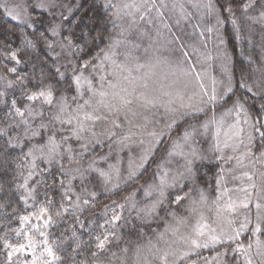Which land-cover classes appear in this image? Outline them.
<instances>
[{"label": "snow or ice", "instance_id": "snow-or-ice-1", "mask_svg": "<svg viewBox=\"0 0 264 264\" xmlns=\"http://www.w3.org/2000/svg\"><path fill=\"white\" fill-rule=\"evenodd\" d=\"M258 2L264 6V0H245L242 4L243 11L247 12L250 8H255ZM51 6L54 5L44 3L36 5L40 9ZM194 6L200 7V5ZM0 7H3L5 14L12 19L30 28L34 27L33 19L27 15L25 6L17 4L9 9L6 5L0 4ZM141 7H147V0L142 5L125 4L121 6L111 3V0H105L104 3L105 10H112L114 17L111 20L112 28L120 26L118 21L121 20L122 15L133 16V23H135L134 14L130 11L125 12V10L134 8L139 12ZM151 7H156L154 2ZM203 8L207 10L209 17L215 16L216 25L224 23L222 16L226 13L236 32L234 38L238 41L242 39L239 37V25L236 24L235 12L229 0H224V3L219 5L213 0H208ZM72 11L73 9H68L69 14ZM61 15L64 20L68 19V16L63 13ZM160 15L163 14L160 13ZM248 18L264 21V7L260 10L258 17ZM140 19H144L143 14ZM77 22L80 23V21ZM94 22V19L89 17L83 21V24L87 26ZM176 23L179 24L180 21L177 20ZM216 25L204 27L198 35L204 37L206 33H212L216 30ZM165 27H169L170 30L169 25ZM200 28L201 24L194 25L193 35H196V30ZM120 29L118 35L124 37L123 40L111 35L105 37L99 31L90 39H84L88 37V32L82 29V43H75L71 34L62 36L61 25H53L47 29L51 37L56 39H49L43 33L35 39L22 34L21 40L24 44L25 55L32 56V73L19 77L15 82L5 75H0V81H4L9 88L13 87L14 83L18 84L25 99L29 102L40 101L42 106H48L49 109L54 107L55 112H50L49 119L45 122L43 107L37 109L28 104L22 109L17 106L15 98L9 103L4 99L6 94L0 92V105L7 107L5 116L0 117V170L7 171L11 165H15L16 169H22L27 163L29 170L27 176L24 177V182L16 185L17 188L24 189L25 194L22 199L25 205L29 199L35 200L36 186H29V181L35 180L37 186L44 184L53 192L58 190L62 201H68L69 207L79 209L81 203L87 205L90 203L89 198L95 200L100 194L96 190H89L88 185L92 182L91 173L95 172L100 179V189L104 194H115L122 187V182L125 185L134 182L138 169L144 168L154 157L156 146L161 143L164 136H170L173 130L181 126V121L187 123L188 119L193 118L192 114L207 115V111L210 110L213 114L209 119L202 121L199 125L188 123L182 134L171 141L165 161L157 166L160 169L157 172L158 182L147 185L144 192L146 197L154 196L150 204L137 209L134 199L135 192H133L124 198V203L112 201L110 205L104 206L103 215L107 216L109 211L112 215L110 219L105 220L104 225H101L104 229L103 235L95 237L96 250L92 251L91 255L94 258L97 257L106 249L111 239L117 241L122 239L116 234L119 231L117 225L125 219L123 210L127 204L130 206V215L132 211H135L134 219L139 224L137 228L136 224L128 220L130 230L142 237L146 235L144 230L147 228L156 239V243L149 238L147 245L136 246V264H151L143 255L145 249L158 264H178V262L179 264H264V239H262L264 237V204L259 200L253 201L248 188L238 189L244 192L245 196L243 199L233 200L228 195L232 189L226 187V182L228 175L234 172L235 168L224 167L232 160L236 161L237 167L245 166V159H248L252 166L256 163L264 166V68L259 69V79L253 80L251 84L248 83L249 77L243 72L238 77L229 72L225 83L223 80L218 81L207 71H195L196 65L190 64L191 73L186 74L194 75L198 91L194 90L191 94L173 92L170 90L171 86L160 84L158 88H153L155 94L150 95L148 92L149 77L133 76L132 68L117 62L116 58L120 55L117 49L122 45L139 47V45L131 44V41L127 39L128 29L123 26H120ZM102 42L107 43L106 48L101 46ZM172 42L178 45L183 61H189L191 56L186 48L192 46L187 45L180 36L175 34H173ZM220 43L224 44L225 40L221 38ZM89 44L92 45L91 50H89ZM236 47L241 57H244L250 65L254 63L251 56H244V49L239 44ZM57 48L60 52L56 51ZM18 52L19 50H13L8 54V58L14 61L15 65L24 63L19 58ZM61 53L65 54L67 65H58ZM45 56L47 59L44 58ZM74 56L78 59H73ZM124 56L126 60L129 59L131 52L126 51ZM223 56L231 61V56L227 51L223 53ZM48 60L52 63L49 64ZM68 65L71 66V72L66 76L65 72L61 71V67L67 68ZM110 66L113 69L111 72L113 77L118 76L117 69L127 71L128 75L122 78L126 83H121L119 80L113 83L107 71ZM135 67L140 69L145 65L137 63ZM50 69H54L55 77L52 76ZM6 71L16 74L17 67L7 68ZM205 77L210 81L209 85L205 84ZM29 84L32 87H28ZM218 84L222 85V91H218ZM57 85H63V90L58 89ZM237 89H243L246 93L243 99L236 96ZM57 91H59V96L56 95ZM70 92H74L75 95L70 96ZM232 97L235 99L231 107H226L221 118L217 120L215 109L226 105ZM257 97L262 102L252 105L250 110L249 104ZM73 105H75L74 108ZM161 109H163L162 113ZM121 115L124 122L129 125L128 135H119L113 130L123 127L118 122ZM225 115H231L234 118L227 132L223 131V116ZM157 116L165 121L163 129L167 131L163 129L157 131L153 128L147 133L151 139L146 145L143 139L139 141L141 145H145L143 154L139 157V163H134L129 158L126 177L122 175L119 161L117 164H109L107 171L95 167L96 158L87 169L65 166V158L71 164L77 154V150L69 141H75L79 145L81 158H84L90 151L94 154L98 148L105 147V141H108V153L98 157L99 160L106 161L113 150V145L123 149L133 143L132 137L135 135L131 130L133 126L145 130L149 125L159 123ZM14 117L20 119L15 120ZM37 118H40L38 123H36ZM98 124L102 129L99 132L97 131ZM244 125H247V131ZM65 132L69 134L64 135ZM58 134L59 140L57 139ZM198 136L205 140L210 139L206 150L197 147ZM37 137L39 141L32 143ZM241 146H243V151H241ZM228 149L231 150V155L226 154ZM172 157H179L182 161L174 173L164 167V164L168 163V158ZM37 161L45 167L40 168ZM202 168H207V173L212 174L198 175ZM242 175L249 181L253 179L248 172ZM261 175L264 176V172ZM18 176H23V173L19 172ZM232 178L241 179L237 176ZM48 179H51V184L48 183ZM201 179L204 181L203 186L198 183ZM77 180L80 186L79 193L75 191L73 184ZM250 187L255 188L256 185L253 183ZM210 190L218 193L211 201L206 195ZM193 192L196 196L192 195ZM82 195L86 197L83 200ZM52 203V200H48V206L40 204L37 211L30 215L20 216L21 224L30 223L33 217L37 221L34 225L37 229L40 228V221H43L45 227L56 223L50 215L49 206ZM3 208L4 205H0V209ZM253 209L254 216L252 215ZM67 212L68 207L62 206L56 213L57 220ZM161 212H164V216H161ZM162 220L164 225L163 230L160 231L158 229ZM105 225H110L111 228ZM79 227L84 228L85 225L80 222ZM9 231H14L16 236L24 234L27 237V243L10 244L7 239ZM39 235L43 237V240L36 239L23 228L9 229L0 235V240L4 241V247L8 249L6 264H13L12 257L26 250L32 252L31 264H37L38 257H36L35 248L40 244L45 245L41 255L46 252L49 257L55 259L53 248L48 243L47 233L40 231ZM71 236L79 246L80 240L75 230L72 231ZM129 250L128 247L122 248L125 254ZM204 250L214 254L204 256ZM112 255L115 256L116 253L113 252ZM22 264H28V261ZM41 264H50V262L44 260ZM70 264H87V261H77L73 255L70 257Z\"/></svg>", "mask_w": 264, "mask_h": 264}, {"label": "rangeland", "instance_id": "rangeland-1", "mask_svg": "<svg viewBox=\"0 0 264 264\" xmlns=\"http://www.w3.org/2000/svg\"><path fill=\"white\" fill-rule=\"evenodd\" d=\"M105 2V0H103ZM79 0H0V4L6 5L9 9L15 7L17 4L23 5L26 7L27 15L31 16L33 19L34 27H36L37 24L40 23L38 18L34 17V11H46L49 13L48 18H39L41 21L44 20L46 22H49L54 17V14L56 16H62L61 13H65L67 15L68 9H75L76 5L78 4ZM145 0H111V3H115L118 5H125V4H136V5H142L144 4ZM155 3L156 7H151L152 3ZM208 0H147V7H141L140 11L137 12L136 9H126L125 12H132L135 16V23H133V16L130 15H122V18L120 21H118V25L123 26L125 29H128L127 39L131 41V44L139 45L138 48H133L131 45H122L117 51L120 53V55L116 58L117 62L120 64H126L127 67H130L133 69L132 75L133 76H148L149 77V84L150 88L148 90L149 94H155L153 92V88H158L160 84L171 86L170 90L173 92H181V93H187L191 94L192 91H198V87L196 84V79L194 75L186 74L191 73V69H189L190 64H195V71H207L212 76H215L216 79L223 80L225 83L227 82V75L228 72L225 71L226 68H228L226 62L224 61L223 53L225 52V49L220 52L213 51L212 49H206L200 40L193 44L191 53L190 50L186 49L191 59L187 62L183 61V57L181 53L179 52L178 45L172 42L173 40V34L182 37L187 38L192 34V31L194 29H191L194 25L200 24V22L203 19H206L207 17V10L203 8V5L207 3ZM229 2L233 6V11L236 7H242V4L245 2V0H229ZM44 3L46 5H54L51 7H48L46 9H40L36 7L37 4ZM194 5H200V7H195ZM3 8V7H1ZM4 9V8H3ZM183 9V11H182ZM76 9L74 10V12ZM112 15V10H110ZM160 13L163 15L161 16ZM141 14L144 15V19H140ZM187 17V19L185 18ZM112 19L114 17L112 16ZM179 20L180 23L177 24L176 21ZM189 20V23H188ZM21 23L20 21H18ZM24 24V23H23ZM203 25V23L201 22ZM165 25L170 26L165 27ZM200 29H197V37L200 38L198 35V32L200 30H203L205 25L202 26ZM215 25L214 22L210 25ZM120 26H117L115 28L113 36H115L117 39L123 40L124 37L119 36L118 33L120 32ZM113 29V28H112ZM186 29V31H185ZM187 32V33H185ZM213 35H217L219 33V30L216 28V30L213 31ZM73 33V32H72ZM73 41L75 42L77 39L76 36L73 34ZM77 43V42H75ZM189 45V44H188ZM195 49V51H194ZM13 50H19L18 56L19 58L24 62L21 65H15L14 61L10 60L8 58V54ZM59 52L60 49L58 48ZM9 53H7V61L3 62V68L4 71L7 73L6 76L10 78H14V82L18 80L19 77L22 76H28L32 73V61L28 60L27 55L25 58L21 57L22 51H24V44H20L18 47H15L11 50ZM128 51L131 52V57L129 59H125L124 53ZM61 55L65 56L64 53H61ZM216 61L213 63V56H217ZM207 57H211V59H207ZM212 62V63H211ZM217 62V63H216ZM143 64L145 65L144 68L136 69V64ZM17 67V73L11 74L6 71L7 68L11 67ZM28 67L27 70H24L25 67ZM216 66V67H215ZM219 67V68H217ZM69 71L71 72V66L68 65ZM109 72V78L113 80V83H116L118 80L121 83H126L123 81V77L127 76V71H120L116 70L118 73V76L113 77L111 76V72L113 71L112 67L110 66L107 70ZM205 79V84L209 85L210 81L207 77ZM18 85V84H16ZM18 93L19 97L25 101L28 104H31L36 108L37 106L47 108L48 106H42L40 101L36 102H29L27 99H24V96L22 95L19 86ZM28 87H32L31 84L28 85ZM218 91H222V85H217ZM35 90V89H33ZM17 100V99H16ZM18 105V101H17ZM231 103H227L226 105H223L222 107H217L215 109L216 119L219 120L221 118V114L224 112V109L226 107H231ZM160 112H163V109L160 110ZM150 114V113H149ZM212 111H207V115L204 113H196L192 114L193 118L188 119L187 123L183 127H178L175 130L172 131L171 135L173 136L170 138V136L166 135L162 138L161 143L156 146V151L160 150L162 155L160 158L158 165H161L167 156V150L171 146V141L175 140L179 135L182 134L185 127H187L188 123L191 124H197L199 125L202 121L209 119V117L212 116ZM197 117V119H196ZM199 117V118H198ZM157 120H159L158 124L155 125H149L147 129L141 130L136 127H132V132L135 133V135L132 137L133 143L129 145V147H125L123 149H120L118 146L113 145L114 152L109 155L108 160H102L97 161L95 163V167L104 169L105 171L108 170L109 164H117L118 161L119 166L121 168V172L123 169H125L124 172H122V175L126 177L127 175V167H128V161L129 158L133 160L134 163H139V157L143 154V150L147 142L151 139V137L148 136V131H151L153 128H155L157 131H160L163 129V125L165 121L160 117H156ZM224 120V128L223 131L227 132L228 126L234 122V118L231 115H225L223 116ZM37 121V120H36ZM39 121V120H38ZM123 125L122 128L113 129L116 131L119 135H128L129 134V125L124 122L123 116L121 115L120 120L118 121ZM135 123V121H134ZM183 123L182 121L180 122ZM246 131L248 130L247 125H244ZM101 127L98 124L97 125V131H101ZM165 132L166 129H163ZM101 139H104L101 137ZM143 139L145 141V145H141L139 141ZM197 140H199V144L197 147L201 148L202 150H206L208 148V145L210 143L209 140L202 139L201 137H197ZM255 151V149H253ZM155 151V152H156ZM241 151H243V146H241ZM226 154L231 155V150H226ZM258 154V153H257ZM92 162V161H91ZM179 157H172L168 158V163L164 164V167L169 172H175L177 168L180 166ZM90 164V163H89ZM148 164V163H147ZM147 164L144 166V168L147 166ZM245 166H236V161L232 160L228 164L224 165L225 168H235V171L230 173L228 175V179L226 182V187L229 189H232L231 192L228 193L229 196L233 200H239L243 199L245 196V193L242 191H238L240 188H248V191L251 193V199L253 201L259 200L262 204H264V176L261 175L262 172H264V166H262L260 163H256L255 166H252L249 163L248 159L244 160ZM142 169H138V172H140ZM160 171L158 167H156L152 178L150 177V180H147L144 185V188H141V191H139L137 188L136 190H133L135 192V202L137 209L144 207L152 202L154 199L153 197H146L144 195V192L147 188V185L153 184L158 182L157 172ZM137 172V173H138ZM248 172L253 176L252 181H249L246 177H243V173ZM95 173V172H93ZM96 174V173H95ZM233 176L241 177V179H233ZM143 182V181H142ZM201 186L204 184L198 182ZM255 184L256 187L252 188L250 187L251 184ZM74 188L76 192H80V186L79 181H74ZM132 192V193H133ZM131 192L123 193L113 196L111 200H109L106 204L110 205L112 201H116L117 203H124L125 197L128 196ZM193 196H196V193H192ZM209 200H214L215 197L218 195L217 192H213L212 190L208 191L206 193ZM86 198L84 195H82V200ZM94 205L92 206L93 209H97L100 207L99 201H94ZM48 206L45 202L42 203ZM93 204V203H92ZM105 204V205H106ZM104 205V206H105ZM104 206L102 208H99L98 212L95 213L93 216L92 221H90L91 224H95L99 226V229L103 235L104 229L101 228V225H104V222L106 219H110L112 212L109 211L107 216L103 215L104 212ZM39 207V206H38ZM38 207H36L34 210L26 212L22 214L21 216L30 215L31 213L38 210ZM129 205L126 204L125 209L123 210V217L125 219H122V221L117 225L119 228V231L116 233L118 236H121L122 239L119 241L115 239H111V242L107 244L109 246L108 248L111 250L110 256L112 259L113 264H126L128 259L130 262L134 261L136 262V256H135V248L136 246H140L141 243L145 240H148L149 238L152 239L153 243H156L155 235L147 228H145V236H139L140 238H137V235L135 232L131 231L128 226V220L131 221V223L136 224L137 228L139 227L138 222L134 219L135 217V211L131 212L129 210ZM175 207V206H173ZM50 209V215L56 223L50 224L49 226L45 227L43 224V221H40V228L37 229L34 227V225L37 223L35 218L33 217L31 222L28 224H21L20 220L16 223L14 229H21L23 228L25 231L30 232L33 236H35L38 240H43V237L39 235L40 231H45L48 235V243L52 246L53 252L55 255V259L52 257H49L47 253L45 252L43 255H41V252L43 251L45 245L40 244L37 245L35 248V253L37 259V264H41L42 261L47 260L50 262V264H56V262H61L65 259H70L71 256H73V252L71 248H67L69 243L71 241H74V239L71 236V233L73 230L76 231L77 236H81V228L79 227V223L82 222L84 224V221L82 220L81 216L76 215H69L67 213L63 214L62 218L57 220V216H55V213ZM82 209V206L81 208ZM243 211V210H241ZM182 214H186L183 213ZM208 214L207 212L205 213ZM252 215H255V211L253 209ZM161 216H164V212H161ZM63 221V225L61 226V222ZM94 222V223H92ZM123 225V227H121ZM164 221L162 220L160 222L159 229L160 231L163 230ZM54 227H57L56 229ZM105 227L111 228L110 225H105ZM153 227H156V225H153ZM56 230V231H54ZM124 230H127L129 232L128 234H125ZM129 230V231H128ZM183 231V229H182ZM123 233V234H121ZM133 233L132 239H130V234ZM99 236V235H98ZM90 239L93 240L92 243H94V238L91 237ZM135 239V240H134ZM174 239V238H173ZM264 239V237H262ZM71 240V241H70ZM8 242L12 245H19V244H26L27 243V237L24 234H21L20 236H16L15 232L11 234V236L8 239ZM75 242V241H74ZM245 243L247 241L245 240ZM133 245H136L133 252H131V247ZM162 246V245H161ZM128 247L130 250L127 254L122 252V248ZM115 252L116 255L113 256L112 253ZM212 252L208 250L203 251L204 256H211ZM144 256L148 258V260L151 262V264H158L157 261L153 260L152 256L149 254L148 251L143 253ZM33 259L32 252L30 250H26L25 252L17 253L12 257L13 264H16V262H22L28 261V264H31V261ZM195 259V257H193ZM230 259V258H229ZM83 261V260H82ZM86 261V260H85ZM69 264V263H68ZM95 264H100L98 261L95 262ZM179 264V262H178Z\"/></svg>", "mask_w": 264, "mask_h": 264}, {"label": "trees", "instance_id": "trees-1", "mask_svg": "<svg viewBox=\"0 0 264 264\" xmlns=\"http://www.w3.org/2000/svg\"><path fill=\"white\" fill-rule=\"evenodd\" d=\"M214 3L217 5L223 4L224 0H213ZM104 1L103 0H79L78 4L76 5L75 9L71 12V14H67L68 16L67 20H64L62 16H56L54 14V17L52 18L51 21L46 22L44 20H40L39 18H48L49 13L46 11H34L33 15L34 17L38 18L40 21L39 24L36 25V27H28L26 24L19 23L17 20L12 19L11 17L7 16L4 12V9L0 7V75H7V73L4 71L3 68V62H8L7 60V53H9L13 48L18 47L22 43L21 36L22 34L28 35L30 38L35 39L37 36H39L41 33L45 34L48 36L49 39H56L51 37V34L47 32V29L50 26L53 25H61L62 26V36L66 35H75L77 39H75L77 43H82V38H81V31L82 29L84 31L88 32V37H85L84 39H90L91 36H94L97 31L103 33L105 37L107 36H113L115 28L112 29L111 26V20H112V15L109 10H105L104 8ZM261 3H257L255 8H250L247 12L243 11L242 7H236L234 9L235 12V17L234 19L236 20V24L239 25V37H241V40L235 39V29L233 27V24L231 23V20L228 18V15L226 13H223V20L224 23L221 25H216V20L215 16L209 17L207 14L206 19H203L201 22L203 25L207 27H211L210 25L214 22L215 20V25L216 28L219 30V33L216 35H213L214 32L212 33H206L204 37L196 38V35L192 34L188 36L187 38L182 37V40L188 45H191L192 47L194 46L193 44L195 41L197 42L200 40L202 42V45L206 49H212L213 51H222V49L228 52V54L231 56V61L225 59L224 61L226 62L228 68L227 72L232 73L234 76L238 77L242 72L246 74L249 79L248 83H252L253 80H257L260 77V68H264V21H260L257 19H249L248 17H258L259 12L262 9ZM65 15V13H64ZM93 18L94 23L85 26L83 24V21L87 18ZM77 21H80L78 23ZM200 22V24H201ZM189 23V20H188ZM202 25V24H201ZM202 25V26H203ZM191 29L192 25L190 26ZM38 29V31H37ZM186 31V29H185ZM73 32V33H72ZM197 32V31H196ZM35 33V35H34ZM187 33V32H185ZM224 39L225 43L221 44L220 40ZM198 39V40H197ZM239 44L240 47L244 49V56H251L254 63L249 64L248 61L239 55V50L236 47V45ZM102 47H107L106 42L101 43ZM42 47V45H41ZM92 45L89 44V50H91ZM192 47H188L186 49L190 50ZM57 52H59L58 48L56 49ZM191 53V50H190ZM39 54V53H37ZM95 54V53H93ZM25 52L22 51L21 57L25 58L24 56ZM217 56H213V63L216 61ZM28 60L32 61V56L27 55ZM47 59V57H44ZM73 59H78V57H72ZM211 62V63H212ZM48 63L51 64L52 61L48 60ZM217 63V62H216ZM58 65H67V58L65 56L61 55V58L58 62ZM216 67V66H215ZM27 66L25 67L24 70H27ZM219 68V67H217ZM61 71H64L66 76L70 75L69 68L61 67ZM50 72L53 77H55V71L54 69H50ZM8 77V76H7ZM8 79L13 80L14 78L8 77ZM18 85L14 83L13 87H7L5 85L4 81H0V92H4L6 95L4 97L5 100L11 101V99L15 98L18 101V107H23L27 105V103L19 97L18 93ZM57 88L60 90H63V85H57ZM57 96H59V91L56 93ZM69 95H75L74 92H70ZM246 95L243 89H237L236 90V96H240L242 99ZM25 99V98H24ZM235 97H232V99L228 100V103H231ZM71 103V101H69ZM262 102L259 97L256 98L255 101H252L249 104L250 110L252 109V105L254 104H259ZM34 107V106H33ZM75 105H73V108ZM37 109H40V106L36 107ZM43 111L45 113L43 119L45 122L49 119V113L55 112V108L49 109L47 107L46 109L43 108ZM7 112V107L5 105H0V117H4L5 113ZM27 116V114H26ZM199 118V117H198ZM15 120H19V117H14ZM40 118H37L36 123H38ZM197 119V117H196ZM183 122V121H182ZM186 123H181L180 127H183ZM35 126V124H34ZM59 127V125H57ZM67 128V125H65ZM68 132H65L64 135H68ZM46 135V134H45ZM173 136V134L170 136V138ZM59 134L57 135V139L59 140ZM39 141V137L34 139L32 143H37ZM69 143L72 144L73 148L77 150L76 158L75 160L69 164L67 159L65 158V166L69 168H81V169H87L89 163L93 161L94 158H96L97 161H102L99 160L98 157L102 156L106 153H108V141H105V147L103 148H98L95 153L93 154L91 151L84 156V158H81L79 155V145L75 141H69ZM113 148V147H112ZM26 151V149H25ZM114 152L109 154L111 155ZM17 153L19 154V150H17ZM161 151L158 150L155 152L154 157H152L147 166L141 170L140 172L137 173V176L134 180V182H129L128 184H123L122 182V187L115 193V194H104L101 189H100V179L96 176L95 173H91V180L92 182L88 185L89 190H96L100 194L96 197L95 200H92L89 198L90 203L87 205H84L81 203L82 209H76L73 207H69V202L68 201H62L61 196L59 191L53 192L52 189L46 187L44 184L40 185H35V180H30L29 181V186H36V192L34 193L35 195V200L33 201L32 199L28 200L27 205H25L24 200L22 199V196L25 194L23 188H17V184H23L24 182V177L27 176L28 174V165L27 163L24 164V167L22 169H16L15 165H11L7 171H2L0 170V205H4L3 209H0V235H3L5 231L9 229H14L16 223L19 221V217L29 211L34 210L36 207H38L42 203H46L48 200H52L53 203L50 205L51 210L55 213L60 211L61 207H68V212L67 214L73 215L75 213L76 216H81L82 220L84 221V228H81V236H80V242L79 246L74 241H71L69 243L67 248H71L73 255H75L77 261H87V264H93V262H100V264H113L112 259L110 256L111 250L108 248L109 246H106V249L102 252L99 253L97 257H93L91 255L92 251H95V246L91 237L94 238L96 236H102V233L99 229L98 225L91 224L90 221L93 219V216L95 215L96 212H98L99 208H102L109 200L114 198L113 196L127 192H133V190H138L141 191V188H144V185L147 180H150V177L152 178L153 173L157 167V164L160 161L161 158ZM37 164L39 165L40 168L45 167L44 164H42L40 161H37ZM55 170V166H54ZM125 169L122 170L124 172ZM215 171V169H213ZM22 172L23 176H18V173ZM205 173H207V168H202L201 172L198 173V175L203 176ZM208 175H211L212 173H207ZM47 175V174H46ZM67 180V178H65ZM143 181V182H142ZM51 179H48V183L51 184ZM198 182L204 184L203 179L199 180ZM93 185H95V188H93ZM214 192V191H213ZM73 200H75V196H73ZM94 201H99L100 207L97 209H93L92 206L95 204ZM93 203V204H92ZM15 209V211H13ZM94 223V222H92ZM63 225V221L61 222V226ZM55 229L57 227H54ZM56 231V230H54ZM129 231V230H128ZM125 234H128L127 230H124ZM13 231L8 232V237L11 236ZM123 234V233H121ZM133 233L130 234V239H132ZM140 238L137 236L138 239ZM134 239V240H135ZM148 240H145L141 243L140 246H145L147 245ZM136 245H133L131 247V252H133L134 248ZM75 249V251H73ZM8 249L4 247V241L0 240V264H6V253ZM147 250L145 249L144 252ZM62 262V261H61ZM61 262H56V264H70V259H65L63 263ZM126 264H136V262L128 259Z\"/></svg>", "mask_w": 264, "mask_h": 264}]
</instances>
